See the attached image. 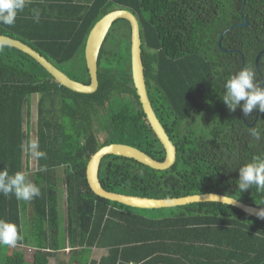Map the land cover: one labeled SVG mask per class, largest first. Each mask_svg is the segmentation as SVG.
<instances>
[{"label": "trees", "instance_id": "1", "mask_svg": "<svg viewBox=\"0 0 264 264\" xmlns=\"http://www.w3.org/2000/svg\"><path fill=\"white\" fill-rule=\"evenodd\" d=\"M33 9L40 12L39 23ZM117 9L139 21L148 95L177 160L155 170L106 156L99 172L103 187L154 199L218 193L264 209V192L253 186L240 193L235 183L241 166L264 155V113L250 126L258 110L245 122L240 108L229 112L221 99L225 81L243 68L264 78V54L259 71L256 66L264 51V0H29L13 26L0 24V35L22 41L70 78L90 84L89 34ZM98 79L95 93L75 92L28 54L0 45V170L24 172L41 188L32 201L0 195V219L14 223L22 237L16 247H0V264H51L54 258L56 264H264V221L235 207L193 203L162 209L170 213L152 218L145 212L160 209L129 207L92 191L87 166L103 146L126 144L155 160L166 158L133 84L127 20L115 22L106 37ZM35 95L36 169L31 170ZM253 129L260 140L250 135ZM38 151L45 155L37 157ZM94 248L108 253L90 260ZM67 249L69 259L60 260L58 254Z\"/></svg>", "mask_w": 264, "mask_h": 264}, {"label": "water", "instance_id": "2", "mask_svg": "<svg viewBox=\"0 0 264 264\" xmlns=\"http://www.w3.org/2000/svg\"><path fill=\"white\" fill-rule=\"evenodd\" d=\"M120 19L127 20L131 26V56L133 84L137 91V95L139 96L140 103L142 104L143 111L146 115L147 124L151 127L157 138L164 146V149L166 151V158L162 162L155 160L147 153L126 144L113 143L110 145L103 146L91 157L87 166V179L92 191L102 198L138 209H163L180 207L193 203L216 202L230 205L257 219L264 221V219H261L257 216V212H259L263 208L248 205L233 197L225 196L218 193L195 194L171 199H154L110 192L103 187L99 178V172L101 163L106 156L115 155L134 159L155 170L169 169L175 164L177 160V149L172 140L170 139L161 121L158 119L148 95L147 83L145 79V68L142 57L140 24L137 17L132 12L124 9L114 10L105 15L101 20H99L90 32L85 47L86 65L89 70V75L91 79L90 84H84L70 78L65 72L58 69L39 52H37L36 50H34L33 48H31L20 40L11 38L9 36L0 35V45L14 47L28 54L33 59H35L43 68H45L46 71L60 85L65 86L70 90H73L78 93L92 94L95 93L99 88L98 59L102 46L106 40L110 29L112 28L114 23ZM243 25H246V22ZM263 54L264 51L260 52L256 58V66L258 71L259 61ZM260 76L262 81H264L263 76ZM259 115L260 112L257 111L255 120L252 124H250V126L254 125V123L258 120ZM243 120L246 122L244 114Z\"/></svg>", "mask_w": 264, "mask_h": 264}, {"label": "clouds", "instance_id": "3", "mask_svg": "<svg viewBox=\"0 0 264 264\" xmlns=\"http://www.w3.org/2000/svg\"><path fill=\"white\" fill-rule=\"evenodd\" d=\"M29 0H0V24L13 26L18 13L24 11ZM32 18L40 22V12L33 9ZM229 112L240 108L245 117L254 111L264 113V81L256 78L250 68H243L230 76L224 83V93L221 97ZM256 140L261 139V133L253 129L250 133ZM37 157H43V152H37ZM46 169L41 168L40 171ZM237 190L242 193L253 186L257 191L264 192V155L255 156L238 169V179L235 181ZM0 195L14 196L18 201H32L40 197L41 188L27 178L24 172L17 171L10 175L7 169L0 170ZM264 219V209L257 212ZM22 239L14 223L0 219V247H16Z\"/></svg>", "mask_w": 264, "mask_h": 264}, {"label": "rangeland", "instance_id": "4", "mask_svg": "<svg viewBox=\"0 0 264 264\" xmlns=\"http://www.w3.org/2000/svg\"><path fill=\"white\" fill-rule=\"evenodd\" d=\"M38 100H39V95H35L33 97L32 100V104H31V119H30V135H31V146H32V154H33V158L31 159L30 162V168L31 170H35L36 169V159H35V152H36V142H37V105H38ZM65 192V187L63 184L60 185V193H59V197H60V206H61V238L62 240H65V236H66V214H65V210H66V200H65V195L63 194ZM65 209V210H64ZM163 209H167V208H163ZM170 213V210H157V211H152V212H145V214L149 217H162V216H166ZM27 215V214H24ZM24 217V216H23ZM24 219V226L27 225V227H29L30 225L27 223L28 221L26 220V218ZM26 247H23V249H25ZM31 256H28V259H30ZM69 257V255L67 253H63V254H58V258H60V260H67ZM56 261L58 262L57 258H54L51 260V264H56Z\"/></svg>", "mask_w": 264, "mask_h": 264}, {"label": "crops", "instance_id": "5", "mask_svg": "<svg viewBox=\"0 0 264 264\" xmlns=\"http://www.w3.org/2000/svg\"><path fill=\"white\" fill-rule=\"evenodd\" d=\"M69 252L70 251H67L66 250V253L69 255ZM108 251L107 249H101V248H94L92 251H91V254H90V260L92 259H97L99 260L102 256H105L107 255ZM69 259V257H68Z\"/></svg>", "mask_w": 264, "mask_h": 264}, {"label": "built area", "instance_id": "6", "mask_svg": "<svg viewBox=\"0 0 264 264\" xmlns=\"http://www.w3.org/2000/svg\"><path fill=\"white\" fill-rule=\"evenodd\" d=\"M68 251L70 250V249H67Z\"/></svg>", "mask_w": 264, "mask_h": 264}]
</instances>
